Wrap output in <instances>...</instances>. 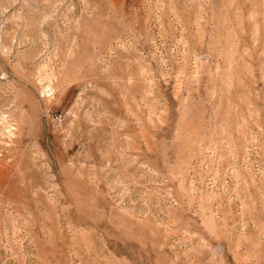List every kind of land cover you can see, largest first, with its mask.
I'll list each match as a JSON object with an SVG mask.
<instances>
[{"label": "rangeland", "instance_id": "1", "mask_svg": "<svg viewBox=\"0 0 264 264\" xmlns=\"http://www.w3.org/2000/svg\"><path fill=\"white\" fill-rule=\"evenodd\" d=\"M0 264H264V0H0Z\"/></svg>", "mask_w": 264, "mask_h": 264}]
</instances>
